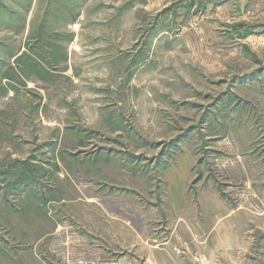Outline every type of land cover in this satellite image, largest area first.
Returning <instances> with one entry per match:
<instances>
[{
  "label": "rangeland",
  "instance_id": "rangeland-1",
  "mask_svg": "<svg viewBox=\"0 0 264 264\" xmlns=\"http://www.w3.org/2000/svg\"><path fill=\"white\" fill-rule=\"evenodd\" d=\"M0 264H264V0H0Z\"/></svg>",
  "mask_w": 264,
  "mask_h": 264
}]
</instances>
